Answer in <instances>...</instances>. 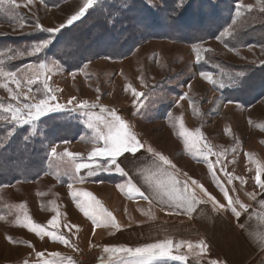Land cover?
Here are the masks:
<instances>
[{
  "label": "rangeland",
  "instance_id": "obj_1",
  "mask_svg": "<svg viewBox=\"0 0 264 264\" xmlns=\"http://www.w3.org/2000/svg\"><path fill=\"white\" fill-rule=\"evenodd\" d=\"M146 1L151 8L154 7L157 14L162 16L163 4L160 0ZM200 1L170 0V4L177 3L182 8L183 15L177 14L183 24L181 28H176L174 32L168 34L161 32L160 35H151L153 39L136 46L127 57L114 59L111 56H102L83 64L79 70L73 72L66 71L55 58L44 59L49 66L55 64L54 70L47 73L51 77L49 84L56 96L50 107H54L56 103L64 106V110L71 113L73 120L76 119V115L80 117L86 129L81 136L84 140H78L81 144L77 141L63 145L55 144L58 154L67 150L84 156L86 151L80 150L82 146L88 151L92 150L93 145L89 142L92 133L87 128V117L75 107L77 102L87 100L89 104L115 110L121 115L130 124L137 138L145 146V150L151 146L155 152L171 160L177 169L194 175L195 178L207 183L208 188L219 191L207 164L202 158L187 152L183 141L176 134L180 122H183L193 133L199 128L203 138L201 135H194L192 139L198 142V147L204 152H207L204 148V143L207 142L212 151L220 155V164H216V155H209V160L215 166V174L226 188H230L229 186L235 188L237 182L233 179L232 184H229L227 176L220 171V166L223 165L224 172L230 175L234 172L236 176L242 172L240 171L242 168H249L250 163L244 164L247 160L257 161L264 156V131L258 127L264 125V93L256 100L254 94H245L244 86L245 79L251 71L258 67L264 68V11H261L264 0H212L219 9L220 15L230 12L227 26L215 31L217 27L204 29L195 27V31L198 32L183 37L182 33L184 28H187L186 25L204 23L198 17L192 16L194 11L203 7ZM83 2L84 0H72L65 5L52 8L42 0H33V3L27 7L24 6L27 0H17L21 7L11 9L16 13L15 19L10 18L6 12H0V49L25 50L32 42L18 41V39L41 32L34 27L36 23L44 28H56L66 24V20L79 10ZM249 5L251 10L247 8ZM3 7L6 10L10 9L7 3ZM237 7L241 8L239 16L236 15ZM173 15L168 13L163 14V17L169 21ZM21 23L23 27L20 26ZM226 29L228 34L222 35ZM4 35L14 38L15 41H2ZM166 36L175 40L165 38ZM180 37L187 39L185 41L191 39V42L182 41ZM196 37L198 39H194ZM205 49L209 51H204ZM75 50L78 56L86 51L81 46H75ZM122 51H130V48L124 47ZM197 51L200 55L199 63L196 62ZM41 54L6 60L5 66L16 63L17 68L26 64H36L42 59ZM35 71V68L32 70L25 68L22 73H18V76L23 79L25 76L33 75ZM202 71H211L214 79L223 81L224 87L219 88L209 84L201 77ZM263 83L264 81L261 80L257 85ZM128 85L145 94L141 98L140 107L134 105L135 98ZM10 87L14 90L16 88L14 84ZM33 87L40 88V95H43V88L39 84ZM19 92L22 100L23 95L27 94L30 102H37L33 99L35 94L29 93L26 87L22 86ZM243 92L242 97L245 100L251 101L255 97L256 101L250 104L238 101ZM181 96L185 99H180ZM73 97L76 99L69 105L67 102ZM9 102L15 104V101H9L8 92L0 88V103L6 105ZM60 111L63 110L51 111L43 116ZM92 111L100 115L99 107ZM169 113L171 116L168 115ZM38 121L30 125L31 135L41 138L43 129L39 128ZM3 124L8 123L0 120V125ZM8 138L9 136L5 139ZM75 142L77 145L72 146L76 144ZM246 153H250L251 156H246ZM226 157L227 163L228 159H231V166L227 163L223 164ZM75 166L72 158L59 159L50 156L47 174L37 182H17L0 188V217H2L0 264H25V262L43 264L44 259H54L48 255L51 252L60 253V257L55 259H63V264H68L69 257L74 264H132L136 259L128 256L127 253L115 255L105 253L104 246L95 249L94 246L85 245L87 236L92 235L94 229L91 228V221L76 208L70 193L90 192L114 217L116 215L109 205L112 194H97L98 188L92 186L93 184L76 182L73 178ZM78 175L81 176L80 173ZM119 177L118 181H123V178ZM69 183L72 184V188L67 186ZM20 205L25 207L21 208ZM115 206L119 208L117 204ZM116 210L119 212V209ZM26 216L35 223L45 225L48 220L57 217L58 225L54 230L68 236L72 246L52 242L48 236L40 239L26 228L16 226L17 219L22 223L27 222ZM80 219L83 221L82 224ZM65 224L76 225L79 230L72 228L69 231L64 227ZM109 227L111 226L97 227L96 230ZM8 237L19 243L9 242ZM29 242L34 245L33 248L27 246ZM37 252H43L44 257L38 258Z\"/></svg>",
  "mask_w": 264,
  "mask_h": 264
},
{
  "label": "snow or ice",
  "instance_id": "obj_2",
  "mask_svg": "<svg viewBox=\"0 0 264 264\" xmlns=\"http://www.w3.org/2000/svg\"><path fill=\"white\" fill-rule=\"evenodd\" d=\"M7 3L10 6V9H4L3 5ZM33 0H27V3L24 5L27 7L31 5ZM98 3V0H84L83 5L79 7V10L66 20V24H61L56 28H44L39 23H36L34 27L42 32L49 33L50 35L47 38H42L36 41H33L30 46L25 50L11 48L0 49V88L5 89L9 94V101H15V104L9 102L8 104L0 103V120L8 123L10 128L8 130V136L14 134L15 130L25 125H32L38 121L43 115L51 111L64 110V106L56 103L54 107H50L52 101L56 100V96L53 94V90L49 84L51 79L47 73L52 72L55 68V64L49 66L46 60H38L36 64H26L21 67L15 68V70H6L5 61H11L17 57L27 56H39L41 53L47 49L54 40L55 34L60 32L65 26H70L74 22L80 20L83 16L86 15L90 8H93ZM21 4L17 3V0H0V12H6V14L12 18H16V13L11 9L19 8ZM251 10V5L247 6ZM261 11H264V7H261ZM241 8L237 7L236 15L239 16ZM235 23V21H233ZM23 27V23L20 25ZM227 29L222 35H227ZM204 51H209L205 49ZM12 53V55H8ZM196 62H200V55L197 51ZM32 70L36 69L35 73L31 76H25L23 79L18 76V73H22L24 69ZM201 77L205 79L209 84L217 86L219 88L224 87L223 81H217L214 79V74L211 71H202L200 73ZM43 77V79H41ZM11 84L16 86L15 90L10 87ZM39 84L43 88V95H40V88L33 87L34 85ZM26 87L29 93H34L33 99L37 102H30L29 96L27 94L23 95V100L21 99V93L19 89L21 87ZM131 89V94L135 98L134 105L136 107L141 106V98L145 95L142 92L137 91L131 85L127 86ZM127 90V89H126ZM98 91V90H97ZM76 98L68 100V104H73V101ZM99 99V97H98ZM180 99H185L184 96H181ZM191 103V101H190ZM231 103V101H229ZM76 108L81 110V112L87 117L86 124L87 128L91 131L90 143L93 145L92 150L88 153L87 159H77V157L82 156L80 153H72L65 150L62 154L57 153V146H51L49 155L52 157H57L63 159L64 157L72 158L75 163V172L73 173V178L78 183L84 182V177L79 176L78 174L87 169L88 176L93 174L95 167H99L106 171L114 170L119 173L121 176H127L126 171L122 167V164L119 162L120 157H123L126 153L131 154L133 157L137 156V153L141 150H145V146L137 138L134 131L131 129V126L126 122L121 115H119L115 110H108L103 106L97 104H89L87 100L77 102L75 105ZM96 107H99L100 115H96L92 110ZM171 116V113L168 114ZM251 123V121H250ZM176 125L174 124L173 127ZM262 131H264V125H258ZM177 136L183 141L184 148L190 154L200 157L207 164L209 173L212 175L213 182L215 183L217 189L222 194L226 204H221L216 200L214 196L211 195L204 188L203 185L199 184L198 181L194 179H184L181 180L175 171H169V169H175V165L164 155L155 152L151 146L146 148V151L151 154L155 159L153 161L154 168L156 169L155 173L152 176L147 177L149 185L152 187L153 195H146L144 191L141 190L135 183L132 182L129 178L125 183L118 184L116 187L121 191L122 194L129 198L139 197L144 200L149 201V203L158 202L160 204L167 201L169 208L168 214H173V210H185L187 212L194 211V205L202 203L203 200L200 198L196 189H199V193L203 194V197H206L208 201H211L212 204L217 208L225 211H230L232 215L240 220L242 212H248V206L241 202L239 198H233L229 194V190L224 186L223 183L219 181L214 171V164L209 160V155H216V164H220V155L215 154L212 151V148L207 142L204 143V148L207 149V152H204L198 147V142L193 140L194 135H201L200 129H196V132L193 133L189 131L183 122L179 123V129L177 131ZM201 138L202 135H201ZM84 140V137L80 138ZM61 143H70V141H62ZM246 156H251L250 153H246ZM103 160L104 164H100V161ZM220 171L223 172L228 178V183L232 184L234 177L227 172H224L223 165L220 166ZM261 169L257 167V174L255 177L256 185L264 189V181L261 180ZM187 174H185L186 176ZM153 176L156 178L153 179ZM235 179H238L236 177ZM244 183V181H241ZM69 188H72V184L67 185ZM127 187V191L125 188ZM73 202L75 203L76 208L91 221L93 225L95 234V228L97 227H114L119 228L115 217L111 212L103 207L101 202L97 200L92 193L87 191H79L70 193ZM249 197L253 200L256 199L254 193H250ZM19 207L23 208L24 205ZM260 207L264 209V201L260 202ZM55 210V209H53ZM2 219V217H0ZM25 221L21 222L19 219L16 221V226H21L26 228L29 232H33L37 237L43 239L44 236H48L52 242L60 243L65 246H72L70 238L63 234L62 232L56 231L58 219L53 217L47 221V224H40L31 221L27 216ZM65 228L69 231L72 228L78 229L76 225L65 224ZM11 243H19V241L14 240L12 237L7 238ZM28 247L33 248L30 242L27 244ZM185 247L184 242L180 244H175L171 239H166L161 242L150 243L143 247L136 248H115V247H105L104 252L110 255H115L117 253H127L130 257H135L136 259L132 264H151V261L155 258L180 261L181 264H184L186 261L185 256L174 255V249L178 250L179 248ZM188 251L198 248L201 254H206L208 245L203 241L193 245L191 242H188L186 245ZM38 258L44 257L43 252L36 253ZM54 259H44L43 264H63V259H55L60 257V253L51 252L48 254ZM68 264H74V261L69 257L67 258ZM27 264V262H25ZM208 264H218L216 260H209Z\"/></svg>",
  "mask_w": 264,
  "mask_h": 264
},
{
  "label": "trees",
  "instance_id": "obj_3",
  "mask_svg": "<svg viewBox=\"0 0 264 264\" xmlns=\"http://www.w3.org/2000/svg\"><path fill=\"white\" fill-rule=\"evenodd\" d=\"M47 6L55 8L70 0H42ZM163 4V14L172 13L170 20L155 12L154 7L146 0H98V3L88 10L85 16L70 26H65L55 34L53 43L41 54L43 60L55 58L62 67L69 72L77 71L87 62L102 56H111L118 59L127 57L136 46H140L153 34L160 35L161 32H174L181 28V19L177 14L183 15L180 5L171 3L170 0H160ZM203 7L194 11L192 16L201 19L203 24L187 26L183 30V37L195 31V27L222 28L227 26L230 20V12L220 15V11L212 0H201ZM193 11V10H192ZM187 12V11H186ZM187 16L188 14H186ZM192 18V17H191ZM193 19V18H192ZM201 23V22H200ZM171 25V27H170ZM201 29V30H202ZM49 36L46 32H36L27 37L18 39L23 42H33ZM166 36L165 38H169ZM2 41H15L14 38L4 35ZM175 40V38H169ZM198 39V37L194 38ZM180 40L185 41L180 37ZM191 42V39H188ZM185 41V42H188ZM250 43V42H247ZM75 46L86 49L81 55H77ZM124 47L130 51L123 52ZM108 50H105V49ZM117 51L118 53H113ZM112 53V54H111ZM38 60V57L36 58ZM41 60V59H40ZM6 65V63H5ZM6 70H15L16 63L5 66ZM264 68L258 67L251 71L245 79V94H254L256 100L264 93ZM241 93L238 101L253 103L255 97L245 100ZM250 101V102H249ZM69 111H60L43 116L39 119V128L43 129V137L38 138L31 135L32 127L25 125L17 128L8 139L9 124L0 125V188L11 186L17 182L33 183L42 178L48 171V160L50 158L51 146L62 141H78L86 131L79 116L75 120L71 118ZM6 140V141H5ZM119 175L114 173H103L95 178L98 182H109L116 184Z\"/></svg>",
  "mask_w": 264,
  "mask_h": 264
},
{
  "label": "crops",
  "instance_id": "obj_4",
  "mask_svg": "<svg viewBox=\"0 0 264 264\" xmlns=\"http://www.w3.org/2000/svg\"><path fill=\"white\" fill-rule=\"evenodd\" d=\"M77 143L81 144L80 141ZM77 143L72 146H76ZM82 147L80 150L86 151L85 155L88 156L90 151L85 149V146ZM85 155L77 157V159L86 160L87 156ZM154 159L146 150L138 152L136 157L126 153L120 157L119 162L127 176H121L114 168L111 171H106L98 166L94 168L91 176L87 175V169L80 172V175L85 178L84 182L91 183L92 186L98 188L97 194H112L109 205L116 215L117 223H120L118 229L109 227L105 228L106 230L99 228L100 231H98L95 228V234L87 236L85 245L94 246L95 249L98 246L136 248L171 239L174 245L184 242L185 247L174 249L173 252L174 255L187 258L184 264H208L209 260H216L218 264H264V209L260 207V202L264 201V189L259 188L255 180L259 166L261 180L264 181V156L257 161H254L256 159H245L247 161L244 164L250 163L249 168H242L240 170L242 172L236 176L234 172L232 173L237 185L235 188L233 186L227 188L229 194L233 198L238 197L249 209L248 212H242L240 220H237L230 211L217 209L211 201L199 193V189L196 191L203 202L194 205V211L189 213L185 210H173L171 215L168 214L167 201L163 204L149 203L142 198H129L122 194L116 186L131 178L132 182L140 187L146 195H153L147 177L152 176L156 171L153 165ZM225 163H227V157L223 164ZM100 164H104V161L101 160ZM227 164L228 166L232 165L231 159H228ZM233 170L235 171V169ZM169 171H175L181 180L190 178L198 181L219 203L226 204L219 191L208 188L207 183L195 178L194 175L176 167ZM103 173L117 174L123 178V181H118L116 184L96 181L95 178ZM185 174L187 175L185 176ZM243 175L245 176L243 177ZM236 177L238 179H235ZM155 178L153 176V179ZM95 183L97 185H94ZM61 187L63 186L61 185ZM125 191H127V187ZM250 193L255 194V200L249 197ZM116 209H119V212ZM80 220V224H82L83 221ZM90 225L93 229L92 223ZM201 241L208 245L206 254H201L200 250L195 247L192 251H188L186 247L188 242L195 245ZM151 262L153 264H181L180 261L159 258H155Z\"/></svg>",
  "mask_w": 264,
  "mask_h": 264
}]
</instances>
